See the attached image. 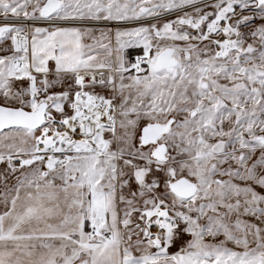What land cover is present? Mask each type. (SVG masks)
I'll use <instances>...</instances> for the list:
<instances>
[{
  "label": "snow or ice",
  "instance_id": "obj_1",
  "mask_svg": "<svg viewBox=\"0 0 264 264\" xmlns=\"http://www.w3.org/2000/svg\"><path fill=\"white\" fill-rule=\"evenodd\" d=\"M0 264H264V0H0Z\"/></svg>",
  "mask_w": 264,
  "mask_h": 264
}]
</instances>
